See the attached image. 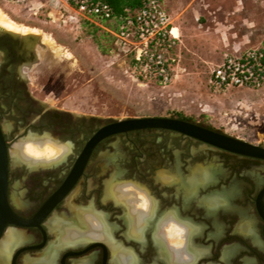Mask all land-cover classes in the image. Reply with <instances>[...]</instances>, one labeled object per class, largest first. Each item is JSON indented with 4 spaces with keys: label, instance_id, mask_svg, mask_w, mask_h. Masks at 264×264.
I'll list each match as a JSON object with an SVG mask.
<instances>
[{
    "label": "flooded vegetation",
    "instance_id": "flooded-vegetation-1",
    "mask_svg": "<svg viewBox=\"0 0 264 264\" xmlns=\"http://www.w3.org/2000/svg\"><path fill=\"white\" fill-rule=\"evenodd\" d=\"M29 37L0 30L6 202L32 221L3 228L0 241L12 240L0 264H174L177 254L157 234L172 218L187 228L192 264H264V144L246 142L258 151L241 154L175 130H132L101 138L79 161L88 141L115 120L34 98L24 75L37 62ZM148 118L240 140L178 114ZM20 137L65 151L50 162L14 163L8 148ZM137 194L149 201L147 214L135 207Z\"/></svg>",
    "mask_w": 264,
    "mask_h": 264
},
{
    "label": "rangeland",
    "instance_id": "rangeland-1",
    "mask_svg": "<svg viewBox=\"0 0 264 264\" xmlns=\"http://www.w3.org/2000/svg\"><path fill=\"white\" fill-rule=\"evenodd\" d=\"M159 2L178 30L172 53L183 69L164 87L132 79L126 60L115 55L106 37L95 40L97 33L82 21L69 20L42 0H0V14L26 32L18 35L33 37L37 62L24 72L25 82L48 107L103 120L178 114L264 144V87L213 92L207 84L208 70L235 49L264 41V0ZM27 139L12 140L8 151Z\"/></svg>",
    "mask_w": 264,
    "mask_h": 264
},
{
    "label": "built area",
    "instance_id": "built-area-1",
    "mask_svg": "<svg viewBox=\"0 0 264 264\" xmlns=\"http://www.w3.org/2000/svg\"><path fill=\"white\" fill-rule=\"evenodd\" d=\"M42 1L51 9L62 10L69 20L89 23L107 33L113 41L112 51L126 60L132 79L164 87L183 72L172 53L178 30L159 1H146L115 29L103 24L111 20L110 10L98 0ZM207 84L213 92L228 87H264V48L235 49L233 56L208 70Z\"/></svg>",
    "mask_w": 264,
    "mask_h": 264
},
{
    "label": "water",
    "instance_id": "water-1",
    "mask_svg": "<svg viewBox=\"0 0 264 264\" xmlns=\"http://www.w3.org/2000/svg\"><path fill=\"white\" fill-rule=\"evenodd\" d=\"M143 129H167L182 132L188 136L201 140L204 143L218 146L226 150L241 154H251L258 151L256 147L223 135H216L210 131L197 127L194 124L163 119V118H132L115 120L98 130L88 141L79 161L84 160L92 146L101 138L126 131ZM6 170H7V148L0 131V234L8 225L28 226L32 221H24L16 217L9 209L6 202Z\"/></svg>",
    "mask_w": 264,
    "mask_h": 264
},
{
    "label": "clouds",
    "instance_id": "clouds-1",
    "mask_svg": "<svg viewBox=\"0 0 264 264\" xmlns=\"http://www.w3.org/2000/svg\"><path fill=\"white\" fill-rule=\"evenodd\" d=\"M70 143V142H65ZM47 156L49 158H57L64 153L63 144L60 146H49L45 149ZM24 155L32 157L34 155L31 145L25 144L23 148ZM131 191V189H126ZM137 199L139 203L135 207L142 210L145 214L149 212V201L143 194H137ZM143 221L138 219L136 221L139 226ZM97 227L95 223L92 225ZM157 234L162 235L167 241L168 247L177 255L174 259V264H192L190 255L185 250L187 228L176 221L175 218L168 219L167 221L162 220L157 226Z\"/></svg>",
    "mask_w": 264,
    "mask_h": 264
},
{
    "label": "bare ground",
    "instance_id": "bare-ground-1",
    "mask_svg": "<svg viewBox=\"0 0 264 264\" xmlns=\"http://www.w3.org/2000/svg\"><path fill=\"white\" fill-rule=\"evenodd\" d=\"M0 30H7V31L13 32L15 34H17V33H21V34L26 33V32H24V30H21L18 27H16L13 23H11L9 21L8 18H6V16H4L2 14H0ZM173 34H174V32H173ZM47 42H49V41H47ZM38 55H39L38 56V60L40 61V59H42V53H38ZM25 144L31 145L33 153H34V155L32 157L24 155L23 148H24ZM49 146H54V145H51L49 143H45L43 145H40V143L37 142L34 139L26 140L24 142H20L19 144L15 145L13 147V150L10 151V154H11V157H12V159H13V161L15 163H25V164H27L29 166L33 165V164H36L38 162H50V161L56 160L60 156L57 157V158H54V159L53 158H49L47 156L46 151H45V149L48 148ZM64 151H65V149H64ZM8 153H9V151H8ZM11 240H12L11 236H9V234H8L7 237H5L2 241H0V254L5 251L4 249L7 247V244L9 242H11Z\"/></svg>",
    "mask_w": 264,
    "mask_h": 264
},
{
    "label": "trees",
    "instance_id": "trees-1",
    "mask_svg": "<svg viewBox=\"0 0 264 264\" xmlns=\"http://www.w3.org/2000/svg\"><path fill=\"white\" fill-rule=\"evenodd\" d=\"M98 1L108 6L110 10L111 20L107 21L106 24H109L111 29H115L117 28L118 25L123 23L127 18H130L132 14L136 10L140 9L148 0H98ZM83 24L87 25L91 33H97L95 40L98 41L106 37L108 39V41L106 42L111 48H113L112 38L107 33H105L104 31L98 29L97 27L89 23L83 22ZM261 46L264 48V41L261 43Z\"/></svg>",
    "mask_w": 264,
    "mask_h": 264
}]
</instances>
